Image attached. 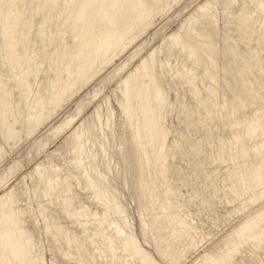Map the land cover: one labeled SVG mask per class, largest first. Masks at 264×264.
Returning <instances> with one entry per match:
<instances>
[{
	"label": "bare ground",
	"instance_id": "1",
	"mask_svg": "<svg viewBox=\"0 0 264 264\" xmlns=\"http://www.w3.org/2000/svg\"><path fill=\"white\" fill-rule=\"evenodd\" d=\"M16 1L17 3L13 0H0V63L2 68L3 66L6 68L5 73L0 70V164L4 162L7 153L11 154L19 142L24 140L23 137L25 141L32 142V148H38V152L44 151L49 146L48 141H42L43 138L37 139L36 136L47 125V121L64 106L74 102V99L84 89L94 86L91 96L89 95L90 98L78 103L72 113L66 115L57 125L51 126L46 132V136H49L51 142L54 143L58 138L70 133L66 139L71 141V152L73 153L74 166L76 165V167L73 165L70 167L80 171L85 189L92 192L93 198L102 205L101 208L104 209V212L101 211L102 215L99 216L97 212H88L89 209L86 210L84 205H82L84 208L72 209L73 198L71 196V198L64 197L62 200L63 212L77 221L80 217L86 220L91 219L92 224L96 221L94 230L89 233L94 236V239L104 244V250L99 254H104L105 256H103L107 257L104 258V261L107 259L106 264H162L143 249L134 234L132 224L128 223L127 208L118 200L115 185L112 186L113 178L110 177V171L124 165V169H132L134 174L137 210L140 214V231L143 241L153 247L162 261L171 263L183 261L187 252L196 249L199 242L196 238L195 228L187 220L188 217L181 214L176 201L174 202V191L168 179L170 173L167 162L170 158L169 152L173 148L170 150V145L167 144L170 133L164 124L165 109L167 110L168 104L167 95L169 94L166 95L163 79L166 67L164 63L166 62L160 61L159 48L158 51L155 48L147 56L142 55L146 47V42H142V38L152 28L155 16L164 12L165 9L167 10L170 0H29L30 2L36 1V6L31 11L39 17L37 23L32 22L33 16L26 17L24 11L21 12V9H17V4L23 3V0ZM244 1L255 5V11L260 15L261 27L264 28V0ZM211 2L213 3V1ZM224 2L226 5L233 3L234 0H224ZM211 7L210 1L207 0L197 7L195 13H192L197 14L199 17H196L205 22L207 26L214 27L216 21L214 22ZM193 16L189 15L180 31L173 32L169 38L167 35V38L170 46L173 49L178 48L177 52L178 50L183 52L184 58H187L192 66L207 61L210 67L204 70L203 79L206 78L211 82L216 80L214 75L216 63L211 60L214 47L210 48L212 41L209 37L198 42L196 36L192 35L194 30L189 28L188 24L193 20ZM251 17L242 12L237 18L242 30H249L252 23ZM182 30L185 32V36L182 35ZM32 37L40 42V50H34L29 45ZM48 47H51V51L48 53V57L46 56L47 70L44 72L46 75L48 74L47 87L46 90L38 88L34 92L31 81H37ZM179 52L178 54H180ZM124 54H128L127 58L116 64V60ZM137 60L140 61L137 63ZM228 69L226 68L225 71H228L233 77H241L245 71L243 66H233ZM193 70L192 67L187 69L186 66H182L174 73L177 78L183 77L187 83L192 84L195 81L193 80L195 77V74L192 73ZM127 72L129 73L126 74ZM170 80L172 79L170 78ZM239 81L237 95L232 101L233 105L229 106V115H234L237 108L244 107L251 101L245 82L241 79ZM8 82H12L14 88L19 92L20 100L17 103L13 101V90L7 85ZM112 82H116V87L112 92L114 93L113 97L115 96L113 101L119 108L122 120V125H117L123 126V129L119 130L118 126L114 125L115 111L108 97L104 102L106 113L103 121L99 105L89 115L90 118L97 119L96 124L92 123L93 125L90 127L87 125L86 119L77 125L86 110L92 107L96 98ZM211 84L213 83L211 82ZM97 86L98 88L95 89ZM207 91L211 98L216 95L210 85ZM211 98L210 101H213ZM22 102L24 104L21 107L19 104ZM215 108L216 106L210 111ZM258 112H255L251 119L235 121L234 126H239L241 131L233 132L231 146L235 155L230 152V158L231 160H243V162L240 161L239 166H236L233 171H229L228 174L233 178L230 190L232 193L235 192V195H232L238 199L239 195H248L249 203L253 206L264 196V115L262 116L261 112ZM251 139L256 142L248 148L245 142ZM89 142L90 144L92 142L90 147L86 145ZM110 143L111 145L116 143L118 148L111 149L112 151L109 152L107 146ZM92 147L94 148L92 149ZM52 152L55 154V151ZM250 154L256 159L253 163L245 161ZM67 164L64 163V166ZM47 166L43 168L42 164H37L30 173L28 172L27 177H33L34 179L31 178V181L36 179L35 183L39 186L40 183L43 184L44 188L42 187L43 190H41L45 194V198L53 196L56 192L59 194L56 196L57 198L60 197V194L66 196L69 193L67 178L72 173L67 178L61 179L59 174H62L59 173L61 171L59 167L58 170L57 167L53 168L51 165L48 170ZM9 167L0 176V185L4 186L6 179L11 178L9 175L13 167ZM119 171H116V174L114 171V174L119 176L121 174ZM123 173L126 183L125 176L127 174ZM22 178L24 179V177ZM79 182L77 180V183ZM13 193L11 190L0 196V264H45L43 256L40 253H35L36 244L31 233L29 234L23 228L21 218L22 214L26 212L24 213L23 209L21 210L17 206L19 198L16 199ZM55 199L53 198L51 201ZM247 201L245 202L247 203ZM244 205L245 203L242 204V210L251 208H247L249 204L246 205L247 207H243ZM38 211L40 212L39 209ZM28 213L34 215V212ZM108 213L114 215L116 219H107ZM243 213L246 212L243 211ZM48 221L50 220L48 219ZM43 222L48 226L47 222ZM120 222L124 225H121ZM56 223L54 222L55 225ZM81 226L85 228L86 223L79 224L78 227L81 228ZM49 227H46L47 230ZM52 228L55 236L64 237L67 245H77L72 233L65 230V227L59 225L52 226ZM89 239L92 241L93 237ZM94 243L93 246H95ZM245 243H252L257 246V249L264 251V206L239 220L238 224L215 245L216 250L212 249V252L200 256L192 264H232L234 254ZM100 247H102L101 244ZM253 248L255 247L253 246ZM95 256L91 254L86 257L87 260L89 259L88 264H95ZM77 263L84 264V262L78 261Z\"/></svg>",
	"mask_w": 264,
	"mask_h": 264
},
{
	"label": "rangeland",
	"instance_id": "2",
	"mask_svg": "<svg viewBox=\"0 0 264 264\" xmlns=\"http://www.w3.org/2000/svg\"><path fill=\"white\" fill-rule=\"evenodd\" d=\"M13 1L17 3L16 0ZM205 1L207 2V0H170L167 10L165 9L164 12L155 16L152 28H150V30L142 38V42H146V47L142 55L147 56L149 52H151L155 48L158 51L159 48V51L161 52L158 51V57L163 63L166 62L164 63V66L166 67L164 69L163 79L166 89V95L169 93L167 95V106L169 108L166 106L167 110L165 109L164 124L168 132L170 133L167 144L168 146L170 145V150L173 148L171 151L169 150L170 158L167 162L169 165L170 173L168 174V179L170 180V186L172 185L171 188L174 191V202L176 201L175 203L178 204L179 211L181 212V214L185 217H188L187 220L195 228L196 238L199 242L197 248L194 250H189V252H187L185 256V259H183V261L181 262L171 263L162 261L161 258L155 253L153 247L150 244L145 243L141 236L139 216L140 214L137 210L138 202L136 200L134 174L132 169H124L125 167L123 165L118 166V168H115V170L112 169L113 171H110V177L113 178L112 186L114 187L115 185L114 188L118 200L127 208L128 223L130 222L129 225L132 224L131 227H133L134 229V234L140 241L143 249L148 251L157 262L162 264H192L196 262V260L200 256L207 254L208 252H212L213 250H216L217 248H215V245L225 235H227L234 226L238 224L239 220H241L250 212L260 208L261 206H264V196L258 201L260 204H257L258 202L254 203V206L253 204L249 203L248 195H246L248 198L244 195H239L240 198L243 196V198L241 199H238L236 198V196H233L235 195V192L233 191L234 193H232L230 190L233 185V178L228 176L229 171L231 172L235 169L236 166H239V164L241 163L240 161L243 162V160H231L230 158L231 153L232 155H235L234 150L231 146L232 135L234 134L233 132H235V130L241 131L239 129V126H234L235 121H242L245 118L251 119L254 117V113L258 111L261 112L262 116L264 115V28L261 27L262 23L260 20V15L257 11H255V5H250L249 2L244 0H234L233 3H228L226 5L224 0H208L210 1V7L212 6L211 11L214 15V22L216 21V27L207 26L205 22L198 18L199 16L197 14H193L195 13L194 11L197 9V7L205 3ZM211 1H213V3ZM35 6L36 1L30 2L29 0H23V3L17 4V9H21V12L24 11L23 13L26 17L33 16L32 22L37 23L39 22V17L31 11L32 8ZM242 12L246 13L249 17L252 16V23L248 31H244L239 27L237 18L242 14ZM189 15H194L193 20L190 22V24H188V26L189 28H192L194 30V32H192V35L196 36V40L200 42L204 41L205 38L209 37L212 41L210 48L214 47L212 48L214 50V54L211 60L216 63L214 71L216 80L211 81L213 84H211V82H209V80H207L206 78L203 79L204 70L210 67L207 61H202L199 65L192 66L191 62L187 58H184L185 54L183 52H179L178 50V52L180 53L178 54V48H174V50L173 47L170 46V42L168 40L169 36L173 32L176 33L180 31L181 26L184 25L186 20L189 18ZM181 32L182 35L185 36V32L183 30ZM29 45L33 47L34 50L38 51L41 49L40 42L38 40H35L33 37L31 38ZM50 51L51 47L46 48L44 63L42 68L40 69L41 73L38 74L37 81H31L32 90L34 92L37 91L38 88H43V90H46L48 74L46 75L44 72L47 70L46 60ZM127 56L128 54H124L120 59L118 58L115 63L118 64L119 61L125 60ZM139 61L140 60H137L136 62L138 63ZM166 64H169V66H167ZM170 66L173 72L171 71ZM182 66H186L187 69H189V67H192L194 69L192 73L193 75L195 74L197 80L194 77L193 80L195 81L192 84L187 83L185 78H177V76L175 75L174 72L177 69H181ZM233 66H243L245 68V71L241 77H233L228 73V71H225L226 68L228 69ZM0 70L2 73L6 72V68L4 66L2 68L1 63ZM128 73L129 72H127L126 74ZM172 74L175 76H173ZM122 75L125 76V74ZM170 78L172 80H170ZM240 79L245 82L248 94H250L251 96V101L247 103L244 107L237 108L235 110L236 112L234 113V115H229V106L233 105L232 101L237 95V89L239 86L238 83L240 82ZM7 85L13 90V101L15 103L19 102L20 97L18 90L14 88L12 82H8ZM207 85L212 86L214 93L216 94L213 97L214 99L208 96L209 94L207 91ZM93 87L94 86L84 89L74 99V102L64 106L61 110L57 112L54 117L47 121V125L36 136L37 139L43 138L44 140L42 141H48L49 146L44 151L38 152L39 149H35L34 147L32 148V142L25 141V138L23 137L24 140L19 142V145L14 149L11 154L10 152H8L9 154L7 153L4 162L0 164L2 165L0 166V176L3 174L4 171H6V169H8L9 166H12V172L14 171L13 173L11 172L12 175H9L11 178L6 179L9 184L6 181V184L8 185L4 184L5 187L3 186V184L0 185L2 186L0 187V196L7 193V191L9 192L12 190L14 193L16 192L15 194L13 193V195L14 197H16V199L19 198V200L17 199V206L21 210L23 209L22 211L24 213L26 212L25 214H22L23 217L21 218L23 222V228L29 234L31 233L30 235H32V238L33 240H35L36 244L35 253H40V255L43 256L45 264H78L77 261L84 262V264H88L89 259L87 260L86 257L91 254L95 256L96 251L97 253L95 256V264H106L107 261V259L106 261H104V258H107L104 257V254H99L100 251L104 250V244H102L101 241L94 239V236L89 233L94 230L96 221H94V224H92L93 221L91 219L86 220L83 217L82 219L86 220L87 222L82 220L81 217L79 218L80 220L78 219L77 221L74 218L68 217L63 212V204L61 202L64 197L66 198L67 196H71L73 198V200L71 201L72 209L74 208L78 210L80 208H84L82 206L84 205L86 210L89 209L88 212H97L99 216L102 215L101 211L104 212V209L101 208L102 205H100L93 198L92 192L90 190L89 192L87 189H85L80 171L77 168H71L74 166L72 156L73 153L71 152L72 145L71 141L69 139H66L67 135H69L70 133L68 132L66 135L60 137V139L58 138L54 141V143L51 142L49 136H46V132L51 128V126L57 125L59 122H61L63 118L66 117V115L72 113L78 103L83 100L86 101L88 100V98H90V94L93 91ZM115 87L116 82H112L110 85H108V87L104 89V91L96 98V100L92 104V107H89V109H87L84 113V116L78 120L77 125L81 123L82 120L86 121V119L87 125H89L90 127H92V123L96 124L97 119H95V117H92V119L89 115L94 111L96 106L99 105L101 108L99 109V111L100 113H102V115H100L102 116L101 119L103 121L104 115L106 113V104L104 102L105 99L108 97L115 111L114 125L116 124V127L118 126L117 128H119V130H122L123 126H121L122 120L120 119V111L118 106L115 104V101H113L115 99V96L113 97L114 93L112 92ZM97 88L98 86L95 87V89ZM210 98L213 101H210ZM243 99H245V97H243ZM23 104L24 103L22 102L19 105L22 107ZM209 105H213V108H211V106ZM215 106V110L210 111L214 109ZM250 141L245 142V145L248 148L256 142V140L254 139H251ZM86 145L90 147V145H92V142L91 144L90 142L89 144L86 143ZM113 145L115 146L114 148ZM93 148L94 147H92V149ZM117 148L118 147L116 143L112 145L110 143L107 146V150H109V152ZM52 151H55V154ZM39 153L42 154L40 155ZM27 156L28 158H26ZM65 160L67 163L71 160L72 164H70L71 162L67 164ZM255 160L256 159L252 157L251 154L248 156V158L245 159V161L249 163H253L255 162ZM39 163L42 164L43 168H45V166H47L48 164V166L46 167L48 168V170H50L51 167H57V169L59 167V169L62 171L59 172L62 174H59V177L61 179H64V177L67 178V176L71 173L73 174H71L67 178L69 180H67V183H70L71 181L72 182L70 185L68 183L69 193L66 196L60 194V197L57 198L56 196L59 194L56 192L53 196H47L45 198V194L42 191L44 188L43 184L40 183L39 186L35 183L37 182L36 179L34 181H31V178H34H30V176L27 177L31 170H33V168ZM64 163L67 165L64 166ZM74 167H76V165ZM112 167H114V165H112ZM114 171L115 174L116 171H119L121 173L119 174L120 177L118 175L116 176L114 174ZM123 172H126L125 174H127L125 176L127 180L126 183L123 178ZM22 177H24V179L26 178V180L24 181ZM78 178L80 179V182ZM76 179L79 183H77ZM37 186L40 192L38 191ZM34 190L36 191L33 192ZM238 192H241L240 189ZM52 197L54 199L56 198V201H51V199H53ZM87 197H89L90 199ZM245 201H247V203ZM179 203L181 204V206ZM240 203H245L243 207L248 206L247 208H251L247 210H245L246 208H243L244 210H242V204L240 205ZM79 204H81L80 207ZM247 204H249L250 206ZM38 209L40 210V212L38 211ZM41 209L43 210L41 211ZM238 210L239 212H237ZM243 211L246 213H243ZM28 212H34V215ZM27 213L29 216L26 215ZM40 213H43L44 215ZM47 215L53 216H49V218ZM31 216H33L34 219ZM43 217L46 219L44 220ZM48 219L50 221H48ZM107 219H116V217L108 213ZM53 220L55 223L57 222L56 225L54 224V222H51ZM43 221H48V226H46V223H44ZM50 222L52 226L60 225V227H65V230L72 233L71 235H73L72 237H74L77 241V245H67L64 237H56L54 234V230L50 225ZM82 223H86L85 228H83L82 226L81 228L78 227L79 224L81 225ZM87 223L90 225H88ZM120 223L121 225H124L122 224V222ZM46 227H49L48 230ZM83 233L88 235L86 236ZM92 237L93 239L91 241V239L89 238ZM93 240L95 243L93 242ZM93 243L95 246H93ZM100 244L102 247H100ZM245 244L242 246L244 247ZM248 244H246L244 248L240 246V249L237 251L239 254L236 252L233 256L234 261L236 262L233 261L232 264H258L260 262L261 264H264V251L262 252L261 249H257V246L252 243ZM253 246L256 249L253 248ZM98 254L100 255V257H97L99 256ZM65 255L68 257H66ZM101 256L103 257L101 258Z\"/></svg>",
	"mask_w": 264,
	"mask_h": 264
}]
</instances>
